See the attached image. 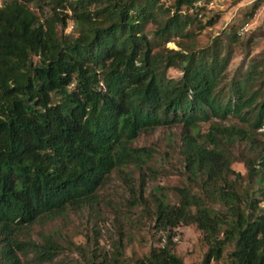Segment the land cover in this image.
Returning a JSON list of instances; mask_svg holds the SVG:
<instances>
[{"label":"trees","instance_id":"trees-1","mask_svg":"<svg viewBox=\"0 0 264 264\" xmlns=\"http://www.w3.org/2000/svg\"><path fill=\"white\" fill-rule=\"evenodd\" d=\"M31 1L42 0L0 5V264H23L22 255L30 252L39 262L54 260L65 243L54 230L34 237L35 227L71 208L92 206L114 170L142 166L152 156L134 140L176 122L184 125L190 181L174 187L178 202L161 185L154 191L156 224L168 231V240L136 264H185L173 244L174 228L184 223L204 232L209 248L203 264L220 260L230 243L229 263L219 264H264V210L258 211L256 196L247 199L240 191L241 173L229 176L232 159L225 147L238 137L254 143L258 151L248 158V173L264 194L259 65L225 81L231 54L219 36L207 47L197 48L191 37L179 48L154 50L158 41L148 36L146 24L154 23L161 39L191 36L186 28L198 17L181 9L196 7L197 0H176L174 13L162 0H48L53 13L44 19ZM59 7L72 9L78 36H59L65 20ZM174 65L180 66L178 76L168 74ZM230 115L250 128L212 123L202 141L191 132L200 121ZM130 189L135 204L141 197ZM94 258L90 264H132L122 242Z\"/></svg>","mask_w":264,"mask_h":264},{"label":"rangeland","instance_id":"rangeland-1","mask_svg":"<svg viewBox=\"0 0 264 264\" xmlns=\"http://www.w3.org/2000/svg\"><path fill=\"white\" fill-rule=\"evenodd\" d=\"M255 1L197 0V6L191 9L183 5L181 9L183 14L189 13L192 17H198L186 28L191 36L179 35L171 37L170 40L161 39L156 35V25L152 22L146 24L145 31L150 38L158 41L154 47L155 51L165 47L179 48V42L190 43L191 37L197 48L207 47L219 36L224 53L230 51L231 54L225 81L232 79L238 72H246L253 64H258L262 75L257 78L255 86L260 89L257 101L261 102L264 99V5L260 3L251 14ZM3 2L4 0H0V5ZM162 2L174 13L177 8L176 0ZM28 5L42 19L53 13L52 4L48 0L31 1ZM58 11L65 19L64 24H58L59 36H78L80 32L72 9L59 7ZM217 14L219 18L208 24L210 18ZM245 22H250V28L244 34L238 33L235 38L234 32L239 31ZM200 23L203 28H200ZM168 74L180 75V66H171ZM74 85L75 80L71 87ZM212 123L250 128L248 121L230 115L226 119L200 121L191 128V132L198 141H202ZM183 130V123L176 122L143 131L134 140L133 145L150 148L152 156L142 166L132 163L123 169L114 170L106 184L99 190L98 199L92 206L71 208L63 216L44 225H37L32 232L34 237L40 238L41 230L47 232L54 230L65 243V248L54 260L47 262L37 261L32 252L27 255L21 254L23 264H90L95 255L112 252L115 250V244L119 242L125 246V255L131 259L132 264H136L135 261L146 257L154 246L165 244L168 240V231L156 224L154 191L161 185L165 187L169 200L178 202L180 196L174 187L190 181L183 153ZM225 147L228 148L232 159L229 176L234 179L237 172L241 173L237 181L240 191L247 199L256 196L257 203L261 206L258 211H263L264 194L258 189L256 177L248 173V158L257 154V147L248 138L241 137ZM130 186H134L137 195L141 197L134 201L135 204L131 203L133 196ZM211 202L216 207L225 209L221 202L217 200ZM70 240H73L75 245H69ZM173 244L185 264H203L209 248L203 230L196 223H184L175 227ZM234 246V243L228 244L222 258L218 261L212 260L210 264L229 263Z\"/></svg>","mask_w":264,"mask_h":264},{"label":"built area","instance_id":"built-area-1","mask_svg":"<svg viewBox=\"0 0 264 264\" xmlns=\"http://www.w3.org/2000/svg\"><path fill=\"white\" fill-rule=\"evenodd\" d=\"M261 3H263V5H264V0H261ZM250 26H251L250 22H245L244 24L241 25L238 33L239 34H244L245 31L250 28ZM262 129L264 130V125H263Z\"/></svg>","mask_w":264,"mask_h":264}]
</instances>
